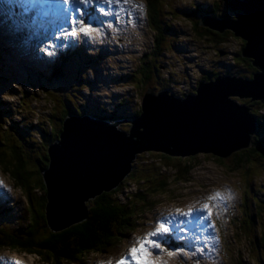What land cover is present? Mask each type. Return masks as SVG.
I'll list each match as a JSON object with an SVG mask.
<instances>
[{
  "label": "rangeland",
  "instance_id": "374dc122",
  "mask_svg": "<svg viewBox=\"0 0 264 264\" xmlns=\"http://www.w3.org/2000/svg\"><path fill=\"white\" fill-rule=\"evenodd\" d=\"M161 1L160 6L164 11L161 12L159 25L166 26L169 24L172 26L173 31L172 35H164L162 42H164L165 50L161 54L154 52L158 29L156 25H152L151 20L148 18V0H134L135 3L143 5V12L141 14L139 9L135 10L132 19H128L129 16L125 15L126 11L119 13V22H117L115 16L107 18L102 16L101 20L105 21V25L110 22L112 26L110 28L102 26L101 34L96 36L95 40L81 41L75 47L62 49L61 56L63 57L60 58V52L55 48L49 49V51L56 52L53 58L48 60L47 57H44L45 55L41 54L39 48H36L37 46L43 48L45 44L35 45L37 41H42V39H38L39 37L35 38L36 35H34L31 45L22 44L12 37H0V106H4L0 107V111H11L10 115L5 114L4 120L0 121V140L5 143L2 148L9 149L11 148L9 145L13 143L19 144L20 139H16L19 134L16 131L23 132L22 130L26 126L25 123L33 124L35 127L46 125L48 129L52 126L60 127L59 118L63 115L65 92L62 88L45 87L43 82L50 76V72L55 66H60L62 62L66 67L71 65L70 56L74 50L82 51L81 53L86 57V61L89 58L86 55L92 53L90 56H94L96 53L103 52L102 62L96 64V70L94 69L95 63H86L85 70L88 84L81 93L78 90V99H74L79 104L88 100L90 105L105 104L103 106L110 109L116 107L120 99L124 97H130L133 105L139 107L144 101L146 92L150 90L159 92L161 89H165L163 88L164 82L161 79L155 80L152 78L144 83L142 82L143 79L141 81L142 76H144L143 65L147 64V60L152 62L155 59V64L160 66L163 76L174 83L171 87L180 91L186 89V87L191 88L193 86L191 81L203 79L207 71L223 72L226 69L229 70L228 67H225L227 63L224 62L226 61L230 62L229 66L249 67L247 62H244L241 58L237 59L236 57V61H234V54L239 49L241 50L243 45L241 37L232 36L230 30L215 33L216 30L199 24V15L201 9L205 6L209 9L214 8L219 15H223L222 13H226L227 16L232 14L231 11H234V9L229 6L230 0ZM102 5L106 10L110 7L109 5ZM3 6V0H0V22L3 21ZM111 7L114 8L115 6ZM125 7L128 11H131L130 6ZM49 28L48 26L43 27L45 32L42 35L43 38L47 36L51 39ZM8 39L13 40L14 43L4 45V41ZM222 39H225L226 42L220 45ZM44 41L47 40L44 39ZM114 43L116 46H113ZM10 48L14 50L11 51ZM28 59L29 61H27ZM79 60L76 59V63L74 62L76 69H82L85 63L81 56ZM34 61H45V64H37ZM33 64H37L36 68L32 66ZM43 66L46 67L45 70H42ZM41 71L43 72L41 73ZM77 82L78 80H75L76 84ZM60 85H65V83L62 81ZM80 85L78 84V87ZM50 90H54V92ZM236 100L242 102L246 99L238 100L236 98ZM256 107L258 117L263 118L264 121V106L256 105ZM2 116L0 115V120ZM21 123L24 125H21ZM38 141L41 143L42 139L40 138ZM47 151L48 148L46 153ZM7 152L9 153L8 150ZM39 152H42L40 146L35 153ZM211 155L204 152L197 153L196 159L192 162L196 165L195 168L186 174L187 178L184 176L177 179L179 181L174 179L175 170L171 169L172 166L168 165L167 167L165 165L167 160L161 157V153L152 151L139 155L135 164L136 181L130 182L129 189H127L130 192L128 194H140L144 192L140 188H144L145 185H150L152 188L154 187L152 184L155 185L157 181L166 180V178H169V186L161 190L157 188L156 190V184L155 190L153 192L151 190L152 193L149 198L153 202L150 200V205L147 206L150 207V210L146 209L145 213L137 217L141 223L135 232L130 234L128 240H124L113 249L105 251V255L93 254L86 261L92 263L100 258L111 259L110 261L106 260L105 264L116 261V259L127 254L128 249L137 237L143 236L155 227L156 219L160 215H167L175 208H181L180 206H183V209H186L189 205L199 206L200 203L205 202L209 194L219 191L223 195H230L231 199L216 202V207L213 209L212 217L216 220V229L212 234L215 235L216 242L213 243L214 254H212L211 259L210 256L206 255V253L211 254L210 251L193 255V250L187 247L188 249H184L187 255L173 258L165 255L164 260L167 261V264H264V157L258 156L261 159L256 162L257 158L252 155V158H254L252 161L248 158L246 159L247 162L242 165L239 162L237 164L240 166L232 167L231 165L234 164L231 163L235 162V159H231L232 157L226 158L223 165L218 157ZM33 156H35L34 153ZM36 157L40 159L39 155ZM9 160L13 159L9 158ZM35 163L39 165L38 162ZM35 163L32 159V163L25 166L27 170L33 171V174L37 175L38 166ZM1 164L0 181L4 180L6 188L4 191L0 190V203L5 209L6 204L4 203L9 200L8 205L13 208L9 213L5 212L4 219L6 220L12 215H16V218L19 216L25 217L28 204L23 189L16 186V181L10 173L5 171L3 166L1 167ZM152 175H154V183L152 180L140 181L143 178H152ZM30 183H32V180H30ZM250 184H254L258 190L259 214L255 215L256 224L251 225L253 231L250 229L247 232L243 228L241 233V224L237 223V220L245 217L242 212L244 213V209H246V206L244 208L241 204V196L246 194L244 191ZM34 192L37 195L44 194L42 189L34 190ZM248 193V196L252 193L251 185ZM128 194L121 196V198H126ZM252 203L253 200L249 196L248 212L255 214ZM253 237L257 238L256 242L258 243L254 242ZM0 257L6 258V261L19 262V264H52L43 261L44 259L42 260L37 254L19 252L9 248L0 249ZM62 264L69 263L62 262Z\"/></svg>",
  "mask_w": 264,
  "mask_h": 264
},
{
  "label": "water",
  "instance_id": "95a60500",
  "mask_svg": "<svg viewBox=\"0 0 264 264\" xmlns=\"http://www.w3.org/2000/svg\"><path fill=\"white\" fill-rule=\"evenodd\" d=\"M235 19L206 16L202 24L231 30L245 41L242 55L258 70L253 78L208 75L197 94L176 97L147 92L143 110L129 131L120 122L68 114L60 139L48 147L43 170L46 216L53 232L88 218L91 199L116 188L133 170L137 155L161 151L171 156L199 152L226 158L253 143L257 120L250 107L232 97L264 102V0H230ZM121 127L129 129L128 122Z\"/></svg>",
  "mask_w": 264,
  "mask_h": 264
},
{
  "label": "trees",
  "instance_id": "16d2710c",
  "mask_svg": "<svg viewBox=\"0 0 264 264\" xmlns=\"http://www.w3.org/2000/svg\"><path fill=\"white\" fill-rule=\"evenodd\" d=\"M161 4V0H148V18L151 20L152 25H156L158 29L154 47V52L156 54H161L165 50L164 42H162L164 40V35H172L173 33L172 26L169 24L166 26L159 25L161 22V12L164 11L160 6ZM203 12L207 13L209 11L203 9ZM210 12L215 14L217 10L213 8ZM231 13L232 14H229V17L225 15L226 13H222L225 15L223 18L235 19L237 11L234 10L231 11ZM202 15L203 13L201 10L199 18H201ZM217 16L221 17L219 14H217ZM231 35L235 36L233 32ZM224 42H226V40L222 39L220 45H223ZM244 45L245 41L243 40L241 50L239 49V51L234 54V61H236V57L237 59L241 58L244 62H247L249 66L247 68L249 70L244 66H242V68H239L237 65L229 66L228 64H230V62L226 61L224 62L227 63L225 64V67H228L229 70L226 69L222 73L231 76H242L244 78L254 77V73L258 70L253 66L252 62L248 58H244L242 56V49ZM78 54L76 55L75 60L80 59L81 55L79 56ZM75 60H71L72 63L69 67H66L64 64L56 67L55 71L50 74L46 81L43 82L45 87L52 89L62 88L65 92L62 108L63 115L59 118L61 123L60 127L52 126L50 129H48L46 125L43 127H35L33 124L25 123L26 126L23 128V132L16 131V133L19 134V137L16 138L20 139L19 144L13 143L12 145H9L11 148L4 149L2 146H4L5 143L0 140V163L3 164H1V167L3 166L5 171L11 174V177L17 183L16 186L23 189L28 204L26 207L27 213L25 217L21 216L19 218H15V216L12 215L5 220V212L7 213L8 210L2 209L0 211V249L9 248L19 252L37 254L42 260L44 259L43 261L51 262L53 264H62V262H68L71 264H85L88 262L86 260L91 257V254H100L102 251L113 249L118 245V243L128 240L130 234L134 233L141 223L139 221L140 219L137 217L145 213L146 209L150 208L147 207L150 205L149 201L151 200L149 196L155 190V185L157 184L156 190L157 188L161 190L169 186V178H166V180L157 181L155 185L152 184V186H154L152 188L150 185H145L144 188H140L144 190V192H141L140 194H128L126 198H121L122 194L125 193L127 189H129L127 182L136 181V170L134 168L131 174L116 189L104 191L88 202L89 215L87 219L79 223H74L66 229L58 232H53L52 229L49 228L46 216V208L48 203L46 195L47 188L42 170H45L49 166V153L48 151L46 153V150L50 143L60 139V134L63 130L62 124L65 117L68 114H77L81 116L91 115L101 120L114 121L118 118L126 117L132 119L141 113L140 108L138 109L136 106H133L130 97H124L120 99L114 112L108 111L104 107L103 109L89 108L88 102L86 100L85 103L80 102L81 104H79L74 98L78 99V90L81 93L86 84H88L85 73L86 60L82 58V60L85 62L82 69H76L74 66L76 63ZM155 63V59H153L152 62L147 60V64L143 65L142 71L144 76H142L141 81L143 79L142 82L144 83L146 80L152 78L155 80L161 79L167 81L165 85L163 84V88H170V85L173 84V82L169 78L163 76L160 66ZM222 73L209 72V74L213 77ZM75 80H78L77 84L75 83ZM48 81L50 82L48 83ZM52 81L54 82L52 83ZM62 81L65 83V85H60ZM78 84L81 85L78 87ZM50 91L54 92V90ZM171 92L174 93L175 91L171 89ZM194 94H197V88L194 90ZM242 102L250 107V110L255 117H258L257 111L255 110L257 109L256 105L264 106L262 101L245 100ZM2 114L3 116L5 114L8 116L11 114V111L2 110L0 115L2 116ZM53 115L55 116V114ZM262 119L263 118L261 117L257 118L258 124L256 133L253 136V149L250 151L235 153L231 158L232 160L235 159V162L233 161V163H231L234 164L231 165L232 167H236L239 164L242 165L243 163L247 162L246 159L248 158L250 161H252L254 159L252 158V155L257 158L256 162L261 159L258 158V156H264V121ZM21 125L24 124L21 123ZM40 138L42 139L41 143L38 141ZM39 146L42 149V152L36 154L35 152ZM33 153L35 156H33ZM37 155L40 156V159H37ZM161 157L167 160V163L165 164L167 167L168 165L172 166L171 169L175 170V175H173L175 180L184 176L187 178L186 174L191 172L196 166L194 163L192 164V162L196 159V156L171 158L162 152ZM9 158L13 160H9ZM32 159L33 163H39V165L35 163L38 166L37 175H34L33 171L26 169L27 164L32 163ZM225 160V158H219V161L222 164H225ZM170 161L171 163H169ZM30 180H32V183H30ZM145 180H152L154 183V175H152V178H143L140 181ZM249 186L244 191V193L247 194H242L241 199L243 206H246L247 213L246 215L245 213L243 214L245 216L244 218L237 220V223L241 224V233L243 228L247 230V232H249L250 229L253 231L252 226L253 224H256L255 215L253 213H249L247 207V204L249 203ZM40 189L44 191L43 195H37L34 192V190ZM251 189H253L252 185ZM151 202L153 201L151 200ZM253 240L256 242L257 238L253 237ZM83 258L86 259L84 260Z\"/></svg>",
  "mask_w": 264,
  "mask_h": 264
},
{
  "label": "snow or ice",
  "instance_id": "6c2138e0",
  "mask_svg": "<svg viewBox=\"0 0 264 264\" xmlns=\"http://www.w3.org/2000/svg\"><path fill=\"white\" fill-rule=\"evenodd\" d=\"M3 3L6 10L3 13V21L0 22V37H12L22 44L31 45L34 30L44 27L47 23L52 29L51 39L45 36L44 39L48 43L41 49L47 56L56 55V52L49 51L51 48L64 49L75 47L81 41L95 40L96 36L101 34L102 26L109 28L112 26L110 22L105 25V21L94 15V10L90 9L97 0H3ZM100 3L110 7L108 10L99 7V13L105 18L115 16L117 22L121 11H126L129 18L137 9L141 14L143 12V5L135 3L134 0H100ZM125 6H130L131 11ZM36 43L40 44L43 41ZM5 188L3 181H0V189ZM226 199H231V196L215 191L209 194L199 207L192 205L186 209L177 207L167 215H160L156 219L155 227L143 236L137 237L127 254L121 256L116 264H167L164 260L165 255L169 258L187 255L184 252L185 247L193 250V255L203 254V249L210 242H216L215 235L206 234V229L214 231L210 219L213 209L216 202ZM173 240L183 241L184 244H173ZM162 243L168 244L169 247H162ZM4 261L6 258L0 257V262Z\"/></svg>",
  "mask_w": 264,
  "mask_h": 264
},
{
  "label": "clouds",
  "instance_id": "9594fccd",
  "mask_svg": "<svg viewBox=\"0 0 264 264\" xmlns=\"http://www.w3.org/2000/svg\"><path fill=\"white\" fill-rule=\"evenodd\" d=\"M249 59V58H248ZM250 61H251V59H249ZM222 73V72H221ZM210 75V74H209ZM220 75V74H219ZM219 75H217V76H219ZM221 75H224L223 73L221 74ZM226 75V74H225ZM212 76V75H211ZM217 76H215V77H213V78H216ZM229 76H231V75H229ZM242 77V76H241ZM244 78V77H243ZM194 89V88H193ZM193 89H191L190 91L194 94V90ZM193 90V91H192ZM232 98H234V99H236V97H232ZM238 100H239V98H237ZM240 100H242V99H240ZM246 100H250V99H246ZM240 103H243V102H240ZM244 104V103H243ZM150 152H152V151H150ZM154 152H159V153H162L161 151H154ZM164 154H166V153H164ZM207 154H212V153H207ZM213 156H216V155H214V154H212ZM216 157H218V156H216ZM218 158H221V157H218Z\"/></svg>",
  "mask_w": 264,
  "mask_h": 264
},
{
  "label": "bare ground",
  "instance_id": "6f19581e",
  "mask_svg": "<svg viewBox=\"0 0 264 264\" xmlns=\"http://www.w3.org/2000/svg\"><path fill=\"white\" fill-rule=\"evenodd\" d=\"M49 30H50V34H51V31H52L51 28H49ZM50 38H51V36H50ZM173 38H174V37H173ZM8 40H9V39H8ZM8 40H5L3 44L6 45L7 42H8ZM36 41H37V40H36ZM46 42H47V41H45V43H43V44L46 45V44L48 43V42H47V43H46ZM35 45H40V44L35 43ZM36 49H38V48H36ZM10 50L12 51V50H14V49H13V48H10ZM59 52L62 53V49H59ZM24 58H25V57H24ZM27 61H29V59H28ZM228 69H229V68H228ZM34 140H35V139H34Z\"/></svg>",
  "mask_w": 264,
  "mask_h": 264
}]
</instances>
